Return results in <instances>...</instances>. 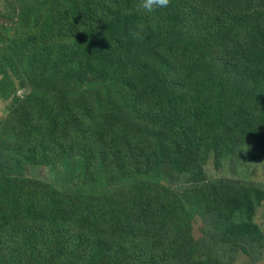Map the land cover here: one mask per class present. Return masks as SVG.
I'll return each instance as SVG.
<instances>
[{
    "label": "rangeland",
    "instance_id": "374dc122",
    "mask_svg": "<svg viewBox=\"0 0 264 264\" xmlns=\"http://www.w3.org/2000/svg\"><path fill=\"white\" fill-rule=\"evenodd\" d=\"M141 9L152 13L145 0H0V264H264V75L218 65L228 44L264 54L251 46L264 0H170L156 13L175 40L131 33ZM80 37L72 80V49L55 41ZM54 107L46 140V118L33 123ZM78 115L91 129L72 138ZM144 213L159 224L140 225Z\"/></svg>",
    "mask_w": 264,
    "mask_h": 264
},
{
    "label": "trees",
    "instance_id": "16d2710c",
    "mask_svg": "<svg viewBox=\"0 0 264 264\" xmlns=\"http://www.w3.org/2000/svg\"><path fill=\"white\" fill-rule=\"evenodd\" d=\"M100 8L102 9V11L97 10L95 12V19L94 22L96 23V25L100 22L102 24V14H104L106 12V10H109L108 4L104 5V6H100ZM128 11H123L124 15L127 14ZM84 20V17H82ZM83 20L80 23V27L83 26ZM152 21V24L150 23ZM124 23V20H123ZM125 25L126 27H128L131 31V33L136 34L140 33L141 36H146V37H153V36H161L163 38H170V39H174L175 40V36H172V30L173 28L175 29L176 27L173 26V24H171L169 21H164V19H159V17H157V13L156 11H152V13H148L147 11H145L144 9H141L139 11V13L137 15H134V17L128 19L127 21H125ZM240 27H244L246 29L249 30L248 33L243 34V33H239V37L243 42V39L247 38L249 36V34L251 33L252 29L249 25H244V26H240ZM239 27V28H240ZM167 28H169L170 32L167 30ZM71 33V31H69V34ZM157 33V34H156ZM162 33V34H160ZM73 39L68 38L64 41H55L58 45L62 42L64 44V46H68V49H72V50H68V54H67V60H68V67H67V74L70 75L71 79L74 80V78L76 77V68L74 66V64L78 61L79 56L81 55L83 49L85 48L84 46V41L83 38L80 37L79 40L72 42ZM72 42V43H71ZM71 44V45H70ZM148 43L144 44L147 45ZM251 46L255 48V50H257L256 52H264V37H257L254 36V41L251 43ZM153 47H147L144 48L146 49L148 52H150L152 50ZM162 48L165 49V47L163 46ZM223 51H225V53H223ZM241 51L242 55L238 56L236 60H234V57L236 56V53ZM221 54L223 57H225V59H221L219 65V68L225 71V68L233 75L236 77H240L241 76V72H247V73H254L257 74V72H259L261 75H264V54L259 55V56H254L252 53H250V51L247 50H243L240 47H236L235 44H228L225 47L222 48L221 50ZM88 59H90V57L88 55L83 56L80 60H79V64L82 67L87 68L86 63L88 61ZM232 62L233 66H228L229 62ZM217 66V65H216ZM215 66V67H216ZM52 87L49 88L48 90L45 91V94L48 95L52 92ZM199 89V84H194L191 86L186 85V90L189 93H193L195 91H197ZM167 92L169 94H172L169 90H167ZM174 95V94H173ZM247 95V94H245ZM116 98L119 97L118 94H116ZM234 95L231 93L229 95V97L232 99V101L238 100V101H242V104L245 103L246 107H248L251 111V113H254L255 107L253 105L254 100L249 101V98H245L242 96V99H235L233 97ZM246 100V101H244ZM213 103L216 104L221 111L223 112V114L225 113V110L227 108V102L225 97L223 96L222 93H219L215 96V99H213ZM71 106H75L74 104H71ZM76 109H78V106L76 107ZM86 110V109H85ZM106 110H104V115L102 116L100 121H110L114 124H120L121 121H119L116 117H113L111 114H108L105 112ZM56 112H57V107H54L53 109H51V111L47 114V116H45V114L42 112L41 114H39L37 116V120H34V125L36 127H39L42 125V120L44 118H46V126H51V128H47L45 130L44 133H40L39 135H42L43 139L49 140L48 136H50V134L55 130L52 127H55L56 123L55 121L58 120V117L56 116ZM85 117H88L86 112L83 115ZM82 116V117H83ZM82 117H80L79 115L75 118H72V123L70 124V131H71V136L72 138L74 137V132H75V128L74 126H82V127H86V129L89 131L91 129L90 127V122H89V118L86 121L85 124V119H81ZM239 127L241 126V120L238 123ZM230 127V125H229ZM229 127H227L226 130L229 129ZM56 136V133H53L51 135V139L53 140ZM87 138L90 139L89 135L87 136ZM172 149H174V146L172 145ZM162 151L165 152L166 156L165 158L170 157L169 154L166 153L165 151V147H163V149H161ZM83 154V152H82ZM90 154H94V153H90ZM84 157H86L87 155H84ZM169 161V160H168ZM168 161H161L158 164H164L167 166ZM108 169L111 170L112 167H106ZM157 189H159V187H157ZM246 189L243 188V192L242 194H245ZM139 201V200H138ZM143 205V203H141L139 201L138 206L137 207H141ZM136 207V206H134ZM157 218H162V220L164 221V225L167 223L168 219H163L166 216L165 213V208L163 209L162 212L159 213V215H155ZM139 223L140 225H147L148 223H152L153 226H157L159 224L160 221L158 220H154L152 222H150V217L144 213L141 215V217L139 218ZM158 221V222H157ZM84 225V223H82ZM81 225V224H80ZM78 225V227L80 226ZM156 228L154 230H152L150 232V236L154 237L155 239L158 238L157 234H156ZM184 238V243L188 244V243H195L194 240L190 237H186V236H182ZM66 245H62V249H60V251L62 250H67ZM168 249L169 251L167 252V256L168 257H173L176 258L180 255V252L178 251V237L174 238L173 236H171V234H168ZM56 250L59 251V249L57 248ZM92 252V250H91ZM192 250L189 253V256L192 258ZM94 253V252H93ZM161 262H165V259L167 258L164 255L159 256ZM131 259V258H130ZM140 261V258L137 260ZM130 264V263H127Z\"/></svg>",
    "mask_w": 264,
    "mask_h": 264
},
{
    "label": "clouds",
    "instance_id": "9594fccd",
    "mask_svg": "<svg viewBox=\"0 0 264 264\" xmlns=\"http://www.w3.org/2000/svg\"><path fill=\"white\" fill-rule=\"evenodd\" d=\"M170 0H145V8L148 11H156L160 8L167 7Z\"/></svg>",
    "mask_w": 264,
    "mask_h": 264
}]
</instances>
